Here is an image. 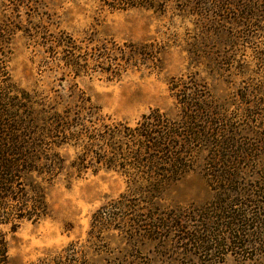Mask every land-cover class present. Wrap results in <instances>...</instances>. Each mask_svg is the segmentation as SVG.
<instances>
[{"label":"rangeland","instance_id":"rangeland-1","mask_svg":"<svg viewBox=\"0 0 264 264\" xmlns=\"http://www.w3.org/2000/svg\"><path fill=\"white\" fill-rule=\"evenodd\" d=\"M58 40L70 47L58 46ZM69 55L78 57L80 67L68 63ZM3 90L26 106L22 114L32 115L39 128L44 95L59 101L60 109H77L87 119L96 115L95 126L110 130L135 127L152 110L178 120L176 97L197 91L214 103L219 119L226 117L220 126L238 149L257 148L258 153L247 152L242 166L252 179L264 169L257 161L264 152V0H137L135 5L120 0H0ZM69 94H79L75 99L89 100L95 109ZM71 133L65 132L66 142L56 148L71 175L43 183L46 215L24 219L13 231L2 227L12 264H264V209H258L264 190L244 186L247 201L238 198L231 207L240 212L243 201L254 212L247 222L249 235L236 232L244 228L240 222L225 228L229 224L213 217L216 193L202 175L206 150L192 170L163 189L157 206L166 214L156 213L150 203H138L141 214L133 218L146 231L140 226L136 237L115 231L98 234L101 239L88 237L93 213L131 189L126 177L95 161L96 146L83 147ZM136 203L130 205L137 209ZM197 212L201 216L190 221ZM182 216L190 230L210 229L203 239L210 246L223 244L215 248L219 252L185 247L189 241L172 226ZM159 217L171 228L150 232ZM234 236L240 238L238 248L232 244Z\"/></svg>","mask_w":264,"mask_h":264},{"label":"trees","instance_id":"trees-1","mask_svg":"<svg viewBox=\"0 0 264 264\" xmlns=\"http://www.w3.org/2000/svg\"><path fill=\"white\" fill-rule=\"evenodd\" d=\"M120 2L135 5L137 0H120ZM61 42L63 41L58 40V46L70 47ZM77 58L69 55L66 60L77 68L80 67ZM77 95L80 98V95ZM77 95L69 94L68 97L89 105V100L75 99ZM50 98L40 95L39 128L35 126L36 121L33 120L32 115L22 114L26 106L22 107L15 95L12 96L7 90L0 91V264H12L2 227L8 225L9 230L13 231L24 219L36 221L45 216L47 204L43 183H49L59 176L71 175L65 158L56 152V148L66 142L64 134L68 130L72 132V137L80 139L79 142L83 147H87V144L91 145L90 148L96 146L98 150L93 156L95 161L104 165L106 169L126 177L127 186L131 189L130 194L122 193L117 199L112 200L109 206L102 205L93 213L92 223L87 232L88 237L101 239L98 234L114 231L121 237L127 238V235L136 237V232L141 229L140 226H144L146 231L145 225H138V219L133 218V215L141 214L138 203L148 205L150 203L151 206H155L153 209L156 213L166 214L165 211L161 213L157 206L163 189L192 170L193 162L205 150L207 157L204 167L207 168L202 171V175L216 193L211 208L215 213L217 212V215L213 217L215 219L219 217L220 221L229 224V226L225 225L229 230L231 224L240 222L244 228L236 229V232H241L240 235H249L245 233L249 230L247 222L255 216L254 212L246 209L247 202L243 201L239 202L242 211L233 210L231 207L243 198L247 201L249 195L244 194V190H247L244 186L264 190V169L260 175L255 173L252 179H248L242 166L244 160L248 159L247 152L253 150L255 153L258 151L257 148L251 149L246 146V149H238L234 145L236 141L229 135L226 136L225 129L220 126L224 124V118L227 120L226 117L222 115L224 118L219 119L214 103L208 101L205 95H200L196 91L187 94L183 92L176 97L181 105L178 120H171L166 114L152 110L143 114L135 127L122 126L111 130L106 126L101 128L95 126L93 120L96 119V115H90V119L84 118L77 109L70 107L60 109L59 101ZM89 106L95 109L94 106ZM262 155L261 158L259 157L261 160L257 161L264 166L262 161L264 152ZM80 159L83 160L82 157ZM219 190H229L232 195H220ZM135 199L137 203L133 206H137V209L130 205ZM261 203L262 208L258 207V209L263 210L264 203ZM196 214L201 216V213L197 212L192 215V219L190 217V221ZM258 214L260 215V212ZM151 216L152 213L149 217ZM171 220L173 219L170 218ZM94 221L98 223L97 226H93ZM183 221L182 216L172 226H174L173 231L180 233L182 240L189 241L185 247L198 250L200 253L219 252H215V248L218 249L223 244L214 243L210 246L208 240L203 239V235H210V229L190 230L181 223ZM166 223L160 217L155 218V226L151 225L149 231L166 232L171 228L167 227ZM234 238L232 244L238 248L240 238L238 236ZM93 244L95 245L94 242Z\"/></svg>","mask_w":264,"mask_h":264}]
</instances>
